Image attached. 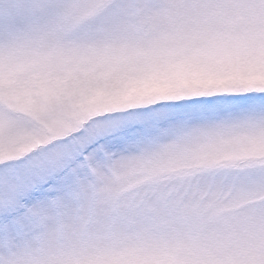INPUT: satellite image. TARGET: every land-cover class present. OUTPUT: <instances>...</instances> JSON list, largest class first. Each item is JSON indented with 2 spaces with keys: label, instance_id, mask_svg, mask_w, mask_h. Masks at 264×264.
I'll return each instance as SVG.
<instances>
[{
  "label": "snow or ice",
  "instance_id": "1",
  "mask_svg": "<svg viewBox=\"0 0 264 264\" xmlns=\"http://www.w3.org/2000/svg\"><path fill=\"white\" fill-rule=\"evenodd\" d=\"M199 27L208 79L110 110L0 97V264H264V0H0V80L60 75L53 61L85 41L138 40ZM243 143L222 182L133 186L128 162ZM222 224L240 239L204 255Z\"/></svg>",
  "mask_w": 264,
  "mask_h": 264
},
{
  "label": "rangeland",
  "instance_id": "2",
  "mask_svg": "<svg viewBox=\"0 0 264 264\" xmlns=\"http://www.w3.org/2000/svg\"><path fill=\"white\" fill-rule=\"evenodd\" d=\"M204 42L199 27H175L138 40L85 41L58 56L53 63L61 74L33 75L23 87L12 78L0 80V97L7 96L25 106L32 98L59 97L68 102L66 115L110 110L128 101L165 94L208 79V70L193 54ZM254 151L243 143H214L162 152L128 162L122 181L133 186L158 182L161 185L198 187L222 182L230 170L217 166L240 160ZM210 247L204 255L222 257L236 250L240 239L229 236L222 224H214L208 235ZM111 264H171L167 258L114 259Z\"/></svg>",
  "mask_w": 264,
  "mask_h": 264
}]
</instances>
